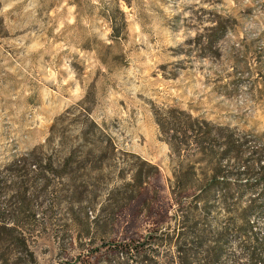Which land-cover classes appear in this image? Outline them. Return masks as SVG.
<instances>
[{
	"label": "rangeland",
	"instance_id": "374dc122",
	"mask_svg": "<svg viewBox=\"0 0 264 264\" xmlns=\"http://www.w3.org/2000/svg\"><path fill=\"white\" fill-rule=\"evenodd\" d=\"M215 243L264 261V0H0V264Z\"/></svg>",
	"mask_w": 264,
	"mask_h": 264
},
{
	"label": "trees",
	"instance_id": "16d2710c",
	"mask_svg": "<svg viewBox=\"0 0 264 264\" xmlns=\"http://www.w3.org/2000/svg\"><path fill=\"white\" fill-rule=\"evenodd\" d=\"M189 116H191L189 114ZM195 121H197L196 117H193ZM206 124H208L206 122ZM195 128V127H194ZM180 148V147H179ZM179 186V185H178ZM182 187H178L176 194H180L182 191ZM224 198V196H223ZM179 200V199H176ZM206 200V197L204 196V200L202 197V194H194L191 197L190 203L187 204V207H182L180 208V212H177V224H178V236L181 238L182 243L184 244L187 241V238L189 237V240L192 243H197L200 245H203L207 239V234L204 233L205 231L200 228L196 227L197 225V215H196V210L199 209V204L201 202H204ZM205 204L203 203L202 208H205ZM189 223H192L194 227L188 231V225ZM217 243L213 245V249L210 247H206L204 249L205 255H203V259H208L211 261V264L214 263V261L218 258L219 254L216 249ZM177 256H178V264H193L196 260V257L194 256H189L187 252L184 251L183 248H180V246L177 249ZM250 262L251 264H264V261L262 259H259L255 257L254 253L251 251L250 253Z\"/></svg>",
	"mask_w": 264,
	"mask_h": 264
}]
</instances>
